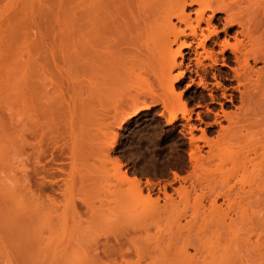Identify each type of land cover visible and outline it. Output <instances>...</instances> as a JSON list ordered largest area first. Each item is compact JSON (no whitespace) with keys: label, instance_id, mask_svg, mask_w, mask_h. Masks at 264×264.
I'll return each mask as SVG.
<instances>
[{"label":"bare ground","instance_id":"6f19581e","mask_svg":"<svg viewBox=\"0 0 264 264\" xmlns=\"http://www.w3.org/2000/svg\"><path fill=\"white\" fill-rule=\"evenodd\" d=\"M1 1L4 3L0 6V23H2L0 24V106L5 98L10 99V102L7 99L9 103L13 99L14 103L11 106L14 107L15 104L16 111L13 112L12 109V114L8 112L10 117L5 119L2 109L6 106L2 105V109L0 107L2 111L0 112V162H5L13 154L9 155L11 146L9 148L8 143L11 142L7 140L15 138L13 139L14 157L17 159L16 168L21 175L16 177L13 187L10 186L9 190L7 187L3 191L0 187V221L3 222V226L0 224V232L3 233L0 234L2 235L0 245L5 246L7 242L5 240L10 238L12 241L9 242L12 245L19 244L16 251L19 250L20 254H29L35 247L39 248L46 236L45 239L49 241L51 249L46 251L45 248L43 251L46 254L51 250L52 255L47 261L49 263L44 264L60 263L63 260L60 256L64 255L61 246L71 241L68 238L73 232L68 228L70 230L73 228L74 234L79 232L91 237L85 242L86 247L85 245L82 247L87 248V251L83 250L85 255L80 256L79 261L76 257L75 264H198L200 258L196 254L176 255L173 252L182 237V229H186L190 221H187L185 226L177 225L175 230L165 229L166 234L162 229L168 226L161 229L162 224L159 223L162 218L168 219L172 216L170 214L176 200L174 195L181 198L185 193L187 197L186 193L191 194L195 187L201 188L206 183L211 170L205 172L203 163L209 160V156L201 153V147L191 135L189 144L193 147L191 146L188 154V161L191 164V177L194 180L189 182L191 177L188 175L190 178L186 179L183 176L190 183L191 189L181 184L185 190L183 187L180 188V185L179 188L171 187L173 190L171 192L166 186L156 187V181L153 182L150 178H145L143 181L137 175L138 170L135 169L137 174L129 170L128 165L123 162V157L112 156V149L118 142V137L111 135L113 130L111 125L116 123L118 125V122H121L122 117L120 118L119 115L125 108L131 107V110L126 112V116L131 117L141 108L148 109L156 102L161 103L165 108L176 104L180 100V92L174 90L173 84L178 75L173 77L169 75L171 66L178 65L176 55L183 59L182 50L188 48L189 51L194 52L198 66L202 65L203 71H206L199 57L203 51L206 54L204 57L215 62L216 54L213 47L218 41L213 40L211 46H206L207 40L204 37L208 36L209 39L212 34L217 33L213 19L223 20L224 37L219 52L223 57V65H227V61L234 63L232 67L229 65L232 73L228 75L223 72V79L236 81V85L231 87V92L223 91L225 101L230 102L231 107H234L228 111L223 109V117L227 121V124L223 125V146H232L234 150L229 153L223 152L224 193L208 194L206 197L203 194V197L211 207H214L218 197L223 199V196L229 197L234 194L241 201L250 203L253 200L252 196L264 193V0ZM191 9L195 14L194 18L190 14ZM218 13L223 15L216 16ZM202 22L205 24L204 27L201 26ZM25 32H29L28 34L32 32L30 45L20 47L21 49L15 47V41L17 44L22 38L20 36L25 35ZM188 37H191V40H187ZM193 43H195L194 47ZM172 44H176L174 49ZM161 47L170 51V58L167 66L165 65L164 69L162 67V72L156 75L157 72L151 68L149 61L154 55V49ZM24 48L26 51L23 50ZM67 50L72 51L71 54L74 52L75 67L70 65L64 68L65 66L61 65L63 64L61 59L63 60L67 55ZM22 51L26 52L25 59H22L21 54H24ZM251 61L262 62L263 65L254 68ZM69 68L75 73L70 72ZM149 74L156 75L154 80H158L157 88L153 86L154 77ZM66 76L68 78L73 76L76 79H67L70 88L75 89V86L78 88V93L77 89L74 90L75 94H78L77 104L74 105L76 108L68 105L64 96L68 90L65 84ZM131 76V79H137L134 83L130 79ZM128 79L131 81L128 82ZM141 81H144L143 84ZM201 85L206 88L205 85ZM10 96L12 98H9ZM141 96L150 97V103H146L145 99L141 101ZM236 101L239 103L236 104ZM99 110V113L103 111L113 115L117 113L120 121L112 122L113 120L107 118L99 119V115L97 118L93 116ZM184 118L189 120L188 116ZM176 119L175 111L169 109L165 118L166 123L171 124ZM84 127L88 130L85 131ZM188 127H190L189 132L192 133L193 125ZM94 129H96L95 133ZM89 130L94 134L88 132ZM90 133L96 139L99 135L96 137L95 134L100 133V138L104 137L102 139L105 140L99 139L100 141L95 143L96 140L93 136L94 140H91ZM85 134L87 139L84 140ZM138 144L134 145L138 147ZM143 145L145 147V143ZM130 146L127 141L126 152L130 158L136 159L129 149ZM141 154L140 156H143ZM47 155L52 156L49 158H52L53 164H58V158L60 161L61 156H69V164L67 167L47 165L46 162L43 164L41 158L44 159ZM145 157L143 156L144 159ZM57 172L65 175L64 187L61 190L53 187L57 184L54 178ZM173 174L176 175L175 172ZM55 194H60L63 200L57 199ZM199 197L201 199L202 195ZM14 200L17 203L12 202ZM80 205L84 206V212L79 209ZM60 207L70 213L73 222L68 223L72 228L64 223L66 228L64 225L61 227L63 230L68 229L67 233L65 232L68 235L66 243L61 236L58 237V231L56 236L52 233L58 226L52 223V227L47 223L48 232L45 235L46 231L44 233L42 230L44 227L38 228L40 223L38 227L35 223L34 216L39 212L51 213L60 210ZM15 211L17 212L14 214ZM149 220L155 221L157 226L154 227L155 230L159 229L164 233L160 235L161 238L159 236L160 239L155 236L159 230L152 235L156 240L149 239L152 237L148 236V230L152 227L146 229L148 225L146 221ZM57 238L59 241H56ZM182 241L185 242L183 237ZM52 242L56 243L52 244ZM193 244L192 242V246L196 248V243ZM17 253L15 252L16 257H14L16 259ZM12 254L14 256L13 252ZM47 254L46 256L43 254L40 259V255L33 256L32 264H43L41 262L43 258H48ZM232 256H226L228 259L231 257L228 262L238 264L239 255L234 254L238 256L237 258ZM67 258L70 262L75 260L66 257L64 260L66 259L67 262L69 261ZM64 260L60 264H67Z\"/></svg>","mask_w":264,"mask_h":264},{"label":"rangeland","instance_id":"374dc122","mask_svg":"<svg viewBox=\"0 0 264 264\" xmlns=\"http://www.w3.org/2000/svg\"><path fill=\"white\" fill-rule=\"evenodd\" d=\"M3 3H4V1L3 2L1 1L0 6L3 5ZM188 10H190V9H188ZM190 14H191L192 18H194L195 14L192 12V9H191ZM222 15H223L222 13L216 14V16H222ZM0 24H2V23H0ZM213 24H215V28L217 29L216 30L217 33L212 34L210 36L211 38L209 37V39H207L206 46H211V42L213 40L218 41V43L213 47L214 53L216 54V61L214 62L210 58H208V57L206 58V56L204 57V55H206V54L201 50V48H198L199 51H202V54L200 55L199 58H201L200 60L203 61L204 66L207 69L206 71H203V66L202 65L198 66V64L196 62L194 52L189 51L188 48H184L182 50L183 59L180 56L176 55V61H177L178 65L171 66V69H169V71H170L169 75L172 77L178 75L177 78L174 79L173 85H174V90L176 92H180V100L177 101L178 103L176 102V104H174L168 108H165L164 106H162L161 103L156 102L157 104L156 103L152 104L151 107L148 109L141 108L136 114H133L131 117L126 116L127 115L126 112L130 111L131 107L129 109L125 108L124 111H122V113H120V115L118 114L120 116V118L122 117L121 122H118V125H120V126H118L117 123H116V125H111V127L113 126V130L111 131V133H112L111 135H113V136L117 135V137H118V142H116V144L117 143L118 144L114 145V147L112 149L113 151L111 154H112V156H120L121 158L123 157L122 158L124 160L123 162H125L126 165H128L127 167L129 168V170H131V172H135L136 174H137L136 170H138L137 175L143 181H145V178H150L153 180V182L156 181L155 182L156 187L159 185L158 187L162 188L161 185H163V186H166L169 191H171L174 186H175V188L176 187L179 188V186L182 184V185H184V187L191 189L189 182H191L193 177H191V173H192L191 170L192 169H191V164L188 161L189 160L188 154H189V152L191 150V146H192L191 144H189V137L191 135L194 136L195 142L201 147L200 148L201 153L203 155L209 156V160H205L203 163L204 167L206 168L205 172L207 170L208 171L211 170V172L209 171L210 173L208 175V179L206 180V183L201 186V188H198L199 186H197V188L195 187V190H192V192H190L191 190L190 191L188 190L191 194L186 193L187 197L185 196V193H184V195L182 194L184 197H181V198H180V196L174 195L177 193H174L173 197L176 200H175V206L172 209V212L170 214L172 216H170L168 219L162 218V220H160V223H159V225L160 224L163 225V226L160 225L161 229L164 226H168V227H164L162 229L163 231L159 230V229L155 230V228L157 227L155 224V221H153V220L146 221V223L148 225L150 222L149 227L145 223L147 225L146 229L152 227L150 229L151 231L148 230V232L150 233V234L148 233V236L150 237V235L151 236L155 235V233L153 234V232H157V230H159V232L155 236L157 239H160L162 237L160 235H164V233H162V232L165 231V234H166V230H168V228H172L173 230H175V228H177V225L180 227L183 225L185 226L186 222L190 221L188 224L189 226L186 225V229H184V228L182 229L183 230L182 237H183L185 242L182 241V237L179 239L177 244L175 242L176 248L173 252H175L176 255H180V254L182 255V254H186V253L196 254L200 258L198 264H234L232 262L231 263L228 262L231 257L228 259V258H226V256L229 257L232 255L234 256V254L235 255L238 254L240 257V261H241L240 262L239 259H237V261H239L238 264H264V193L256 194V195L252 196L251 198L253 200L250 203H248L247 201H243V200L241 201V199L238 198L237 196H235L234 194L229 195V197L223 196V199L218 197L217 204L214 207H211L209 205L208 201L205 200L206 198L204 199V197H203V194L206 197V196H208V194L214 195L215 193H218V192L224 193L225 188H223V152L229 153V152H232L234 150V148L232 146H229V145L223 146V125L227 124L226 119L223 117V109L227 110V111L234 109L233 106L231 107L230 102L225 101V99L223 98V91L225 90L226 93H229V92H231L232 85L233 86L236 85V81L234 79H223V72L230 75L232 73L231 67L234 65V63H232V62L230 63L229 61L226 60L228 64L223 65V57L221 56L222 54L219 52L220 48H221L220 43L222 42L223 37H224L223 31H224L225 26L223 27V25L225 24V22L223 20L217 21V20L213 19ZM201 26H203V27L205 26L204 22L201 23ZM204 32H206V30H204ZM28 33L25 32V35L23 34V36L21 35L22 33L20 34L21 36L19 35L22 38L20 41L17 42L18 45L16 44V41H15V47L18 46L17 48H20V47L22 48L24 46L28 47L30 45V42H31L30 40L33 37L31 36L32 32L30 34H28ZM26 34H28L29 36L27 35V37L25 38ZM30 36H31V38H30ZM20 37L18 39H20ZM59 37H61V36H59ZM187 40H191V37H188ZM3 42L4 41H1V43H3ZM22 43H23V45H22ZM175 46H176V44H172L173 49L175 48ZM194 46H195V43H193V47ZM23 50L26 51V48H24ZM166 50H164L163 47H161L160 49H154V53H153L154 57L151 56V57H153V59L150 57V61H151V62L149 61L150 66L153 70H155L157 72V74L155 73L156 75H159L162 72L161 71L162 67L164 69V66L165 65L167 66L168 59L170 58L169 57L170 51H168V50L166 51ZM25 51H22V52H24V54H21L22 59H25L27 57L25 55L26 54ZM68 51L69 50H67L68 56L65 55L64 59L63 60L61 59V61L63 62V64L61 63V65H62V67L65 66L64 68H66L67 66L70 67V65L75 67V58H74L75 56L73 54L74 52L71 54L72 51H69L70 53ZM65 53H66V51H65ZM152 61H154V62H152ZM64 63H66V64L64 65ZM151 64L154 66H152ZM229 65L230 66L232 65V66L230 67ZM251 65H253L254 68H258V66H262L263 63L262 62L261 63L260 62L254 63L251 61ZM69 69H66V70H69ZM70 72H73V71L71 70ZM180 72L182 73L181 76H180ZM73 73H75V72H73ZM144 75H145V73H144ZM149 75L152 76V74H149ZM156 75H153L152 77H154ZM75 77H77V76H75ZM152 77L150 78V80L152 79ZM159 77H161V75ZM70 78H74V77L70 76L68 78L66 76V82H65L66 85L69 83V81H67V79H70ZM131 78H132V76L130 77V79ZM154 79H156V77H154L152 80H154ZM71 80H73V79H71ZM74 80H76V79L74 78ZM131 80H132V83H134V81L137 79L134 78V80L133 79H131ZM131 80H129L128 82H130ZM142 82H144V81H141V83ZM153 82L155 83V84L153 83V86H156L158 84L157 83L158 80H154ZM132 83H130V84H132ZM201 84L205 85L206 88H203ZM128 85H129V83H128ZM74 88L75 89L70 88V86L67 85L66 89H68V90L65 92L64 96H65L66 100L68 101V105L70 104L72 107L76 108V106H74V105L77 104V96L76 95H78L77 94L78 88H77V86H75ZM156 88H157V86H156ZM74 90L77 91L76 94H75L76 91H74ZM69 91H70V93H69ZM233 92L235 94H238L236 91H233ZM70 95H71V97H70ZM9 98H12V97L10 96ZM141 98H142L141 101H143L145 99L146 103H150L149 102L151 100V99H149L150 97L141 96ZM7 99L8 98H5L1 102V106L3 105V107L6 106L7 108L4 107V109H2L3 107L0 106L4 113H2V111H0V112L3 114L5 119L6 118L8 119L10 117L8 115V112H9V114H10V112L12 114V109L14 112V110H15L14 108L16 107L15 104H13L14 107L11 106V104L14 103L13 99H11V103H9L10 99H8L9 102L7 101ZM5 100L7 101V104H6ZM101 102H103V101H101ZM235 103L238 104L239 102L236 101ZM106 104H107V102H106ZM10 106H11V111L9 110ZM71 106H69V107H71ZM99 107L100 106H98V108ZM169 109L174 110L176 115H177V119L172 122L173 124L172 123L167 124L166 120H165ZM99 112H100V110L96 111L97 114L96 115L94 114L93 116H95L97 118L99 115V117H98L99 119H103V118L106 119L107 118L108 120H113L112 122H114L115 120L120 121L119 116L117 117V113L113 115L111 113L108 114L104 111L101 113H99ZM187 116L189 117V120H186L184 118ZM116 117H117V119H116ZM12 119L14 120V117ZM189 125H193L192 133L189 132V129H190V127H188ZM143 127H144V129H143ZM84 130L86 131L88 129L84 127ZM90 130L88 132H92ZM95 130L96 129H94V133H95ZM136 130L138 132L140 131L139 134H141L140 135L141 137L143 136L142 138L138 135V132ZM86 134H88V133H86ZM86 134H85L84 140L87 139ZM100 135H101L100 133L95 134L96 137L97 136L99 137L96 139L94 137V135H92L90 133V137L92 138L91 140H94V138H95V140H96L95 143H98V141H100V140L104 141L105 139L104 140L102 139L104 137L100 138ZM135 135H137V137ZM12 137H15V136H12ZM88 137H89V135H88ZM144 137H147V138H144ZM13 139H15V138H11L12 141L9 139L7 140L8 142H11L12 144L11 143L9 144L5 140L6 143H8L9 148L11 146L10 149L8 148L10 151L9 155H11L12 153L13 154L5 162H3V163L0 162V187L2 188V190L4 188H7V187L9 190L10 186L13 187L12 185H14L16 177L21 175L20 172L16 168L17 167V159H16V157H14L15 156V154H14L15 153L14 152L15 142H13ZM89 139L90 138H88V140ZM141 139H143V140H141ZM146 139H148L147 140L148 142L147 141L144 142V140H146ZM5 141H4V143H5ZM127 141H128V144L130 143L131 146L133 145L132 147L130 146L129 149L134 153V155H135L134 157H136V159L130 158L128 156V154L126 152L127 149H125ZM136 141L137 142L143 141V142H140L138 144ZM85 142L86 141H84V143ZM6 143H5V145H6ZM141 143H143V144L145 143V147H147L148 149L145 148L144 145ZM147 143H149V145ZM124 144H125V146H124ZM134 144H138L139 148L137 147V145H134ZM157 144L159 146L161 145L163 148L161 146H160L161 147L160 148L159 146H157ZM8 145H6L5 147H7ZM152 146H154V148ZM155 146H156V148H155ZM140 149L141 150L143 149L145 151H143V150L141 151ZM27 150H29V149H27ZM65 150L67 151V149H65ZM151 150H152V152H151ZM156 150L158 151L157 152L158 154L156 153ZM55 152H56V150H55ZM141 152H142V154H141ZM146 152H147V154H146ZM137 154H138V156H137ZM140 154L143 155L144 157L146 156L145 159L143 158V156H140ZM152 154H155V155H152ZM47 157H44V159L41 158L42 159L41 162L42 163L46 162L47 165L52 164L53 166H57V167H61V166L67 167L68 166L67 164H69V160H70L69 156H67V157L61 156L60 159H62L66 163L53 164V163H51L52 158L51 159L49 158L52 156L47 155ZM140 158H141V160H140ZM58 160H59V158H58ZM143 160H144V164H142ZM145 161H147L148 164ZM150 161H152V162H150ZM135 163H136V165H135ZM151 163H152V166L150 167ZM139 165H142V166H139ZM147 165H149V167ZM137 166L139 167L140 170L143 168L146 171L144 170V172H143V169L140 171L139 169H137ZM173 172H175L176 175H174ZM175 176H177V177L175 178ZM183 176H185L186 179H187V177H188V179L190 178L189 179L190 181L188 182V180L184 179ZM64 177H65L64 173H60V172H57L54 175V178L56 179L57 184L53 185V187L55 186L56 190L57 189L61 190L64 187V182H63ZM182 177H183V179H182ZM182 185L180 186V188L183 187ZM184 187H183V189H184ZM183 189H181V190H183ZM178 190H180V189H178ZM186 192H187V189H186ZM180 193H178V194H180ZM55 195H56L57 199H59L61 201L63 200V198L60 194H55ZM200 195H202L201 199L199 197ZM254 198H256V199H254ZM245 200H247V199H245ZM12 202L17 203L16 200H14ZM12 202H10V203L13 205ZM13 206H15V205H13ZM16 207H17V205H16ZM9 208L12 209L11 207H9ZM59 209L60 210H58V209L56 210L57 213H56V211H53V212L51 211V213H47L46 211H45V213L43 211H42L43 213L39 212L38 215L34 216L35 220H36L35 223H37V225L36 224L35 225L37 227L40 225V227H38V228L44 227V229L42 228V230L44 231V233L46 231L45 235L48 232L47 231V223L50 225H52V223H53L54 226H58V227L60 226L59 228L55 227L56 231L55 232L53 231L52 233L56 236V233L58 231L59 234L57 233V235H58V237L61 236L64 239L63 240V242L65 241L64 243H66V240L68 238V235L66 234L67 230L69 229L70 232H73V234L71 233V235H73V236L76 235L75 238H77V239L74 240L75 238H73V236L70 235V237L73 239H71L69 237L68 240L69 239L71 240V241H69L70 243L67 241V243H66L67 245L64 244L63 245L64 247L61 246L62 247L61 249H63V251H61V252H63L65 256L62 255L60 257H62L63 260L66 257L74 258V259L76 257H78L77 258V260H78L80 256L85 255V251L83 252L84 249L85 250L87 249V248H85L87 245L85 242L88 240V238L90 236H85L84 234H80L79 232H78L79 235L76 232H75L76 234H74L75 230L73 231V228L71 227L72 225L68 224V223H73L71 221L72 218L70 219V217H71L70 213L66 212V210H64L62 207H60ZM79 209L82 210L81 212L85 211L84 206L80 205ZM16 212L17 211H15L14 214ZM11 213L13 216L12 211H11ZM44 214L47 217L44 216ZM48 215L49 216L51 215L50 218ZM39 216H41L42 218L41 217L38 218ZM6 218H8V217H6ZM35 220H33V221H35ZM157 220H159V219H157ZM45 221H46V224H44ZM77 222L78 221H76V223ZM152 222H154V223H152ZM157 222H159V221H157ZM2 223L3 222H1L0 224H2ZM63 223L66 226H70L72 229L70 230V228H68L67 230H65V229L63 230V228H61L64 225ZM76 223H74V225H76ZM151 223L154 225L152 226ZM6 224H7V222H6ZM31 224H33V223H31ZM53 225H52V227H53ZM65 225H64V227H65ZM2 226H3V224H2ZM29 226H31V225H29ZM160 226H159V228H160ZM187 227H191V228H187ZM189 229H190V231H189ZM1 230H4V229H1ZM0 234H3V233L0 232ZM82 235H84V236H82ZM0 236H2V235H0ZM66 236H67V238H66ZM155 236H152L149 239H151V238L153 239V238H155ZM159 236H160V238H159ZM165 236H163V237H165ZM184 236H186V237H184ZM45 238H46V236H44L43 241H41L43 246L40 243L39 248H38V246L35 247V249L36 248L37 249L36 250L34 249V251L32 250L33 252L30 251L29 254H25V253L20 254L19 250L16 251L17 250L16 248H18L17 245H19V244L13 243V245H12L11 242H9V240H11V239L10 238H9V240L6 239L5 241H7L9 243L6 242L7 245L5 244V246H4V244L0 245V264H25L26 261H27L26 264H28V263L32 264V262H33L32 259L34 257H37V255L38 256L40 255L39 256V259H40V257L43 256V254H44V256H46V254L48 253L47 254L48 258H43L44 260H43V262H41L44 264L45 262H47L49 260V256L52 255L50 253L51 250L48 251L46 254L43 251V250H45V248H46V251H47V249L48 250L51 249L50 248L51 246L48 243L49 241ZM156 238L154 240H156ZM185 238H186V240H185ZM44 240H46V241H44ZM53 240H54V238H53ZM56 241H59L58 238ZM43 242L44 243L46 242V243L44 244ZM192 242L194 244L196 243V245H195L196 248H194V246H192ZM47 243L49 246H47ZM53 243H56V242H52V244ZM58 244L59 243L57 242L56 245H58ZM11 245H12V247H11ZM14 245H16V246H14ZM83 245H85L84 249L82 248ZM66 246H67V248L68 247L69 248L68 249L65 248ZM14 247H15V249H12ZM59 247H60V245H59ZM52 249H53V246H52ZM65 251H67V253ZM12 252L14 253V256H13ZM15 252H18L20 254L19 255L17 253V259L19 257L18 260L16 258H14V257H16ZM41 252H43L42 255H41ZM81 252H83V254ZM233 256H232V258H233ZM234 257L237 258L238 256L237 257L234 256ZM41 260H39V261H41ZM58 260L56 259V261H58ZM77 260L76 259L72 260L73 263H72V261L70 262V260L68 262L71 264H75L77 262ZM64 262H66L68 264L66 259L64 260ZM47 263H49V262H47ZM58 263L59 262H54L53 264H58Z\"/></svg>","mask_w":264,"mask_h":264},{"label":"flooded vegetation","instance_id":"af4514ba","mask_svg":"<svg viewBox=\"0 0 264 264\" xmlns=\"http://www.w3.org/2000/svg\"><path fill=\"white\" fill-rule=\"evenodd\" d=\"M58 162L61 163V164L64 163V161H62V159L60 161L58 160Z\"/></svg>","mask_w":264,"mask_h":264},{"label":"snow or ice","instance_id":"6c2138e0","mask_svg":"<svg viewBox=\"0 0 264 264\" xmlns=\"http://www.w3.org/2000/svg\"><path fill=\"white\" fill-rule=\"evenodd\" d=\"M204 39L207 40L208 39V36H205Z\"/></svg>","mask_w":264,"mask_h":264}]
</instances>
